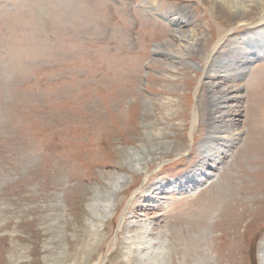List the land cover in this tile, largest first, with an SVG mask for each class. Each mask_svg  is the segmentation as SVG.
<instances>
[{"label": "rangeland", "instance_id": "1", "mask_svg": "<svg viewBox=\"0 0 264 264\" xmlns=\"http://www.w3.org/2000/svg\"><path fill=\"white\" fill-rule=\"evenodd\" d=\"M218 4L0 0V264H264V57L256 46L235 82L241 104L224 110L235 114L232 126L219 127L240 131L238 139L176 196L200 152H211L210 127L221 124L208 87L223 83L206 72L227 63L219 76L230 85L239 68L228 48L256 44L255 20ZM183 33L199 38L195 54L167 56ZM65 70L82 72L39 83ZM58 95L73 104L56 105ZM41 102L49 108L21 112ZM155 132L168 145L144 153L135 174L134 156Z\"/></svg>", "mask_w": 264, "mask_h": 264}, {"label": "bare ground", "instance_id": "2", "mask_svg": "<svg viewBox=\"0 0 264 264\" xmlns=\"http://www.w3.org/2000/svg\"><path fill=\"white\" fill-rule=\"evenodd\" d=\"M219 1L221 2V4H220L221 9H222V6L226 9V11H232V9H234V12L237 15V17H239V20L242 19L240 17H244V15L250 16L251 19L255 20V22L252 23V26H254V24H255L254 31L253 32L251 31V34L249 35V37L256 39V40H254V41H256V44L253 42H250L248 44L238 43L235 46H239L240 44H242V47L238 49V52L231 50V48L233 46H230L228 48L227 52L232 53L231 56H228V60H230L229 62L232 63L231 58L234 56H237V60L234 63L237 64L238 68H239V71H237L236 74L232 75L233 77L231 76L230 79H227L230 82V85L227 83H224V81L222 80L223 78L221 76H219V72H221L223 74L227 73L226 69L221 68L222 65L229 66L227 63L222 62L221 64L218 65V68H216L215 66H212L211 69L213 67H215V69L217 70V71L213 72L214 73L213 75H211V73H209V72L208 73L206 72L207 78L212 77L214 80H217V81L220 80V82H219L220 84L223 83V85H222L223 87H221V88H219L218 83L211 84L208 87V91L210 94V96H209L210 97L209 98L210 105L212 106V108L216 105L217 109H221L220 110L221 112L216 117L219 119H217V123H215V124H219V123H221V124L215 125V126L212 125L210 127V129L208 131L209 132V136H208L209 139H206V140L214 139L211 146H209V150L211 152L210 153L209 152H202V151L200 152V155H199V159L201 161L200 165L197 166L196 168H194V170H196L195 172L193 170L192 173H190L188 176H185L183 178V180H180L178 183H176L175 188L178 187L176 190L177 194H179L180 191L184 187H189V186H192L191 184H194L196 175L197 174H198V176L201 175V172L205 168L204 166H207V168H210L209 163L211 161H213V157H214L215 161H217V162L219 160L224 159L225 156L227 155L225 149L228 150V148L230 147V144H235L234 140L238 139L240 131H233L234 129H231V128H230L231 131L228 129H220L219 128L221 126H227L228 124H230L232 126L233 120H231L230 117L235 116V114L231 115L229 111L224 112V110L231 108V107H229L230 101L235 102L236 106H237V103L241 104V101H240V98H241V96H240V89L241 88L240 87L241 86L239 84H235V82H237L241 78L240 73L243 72L244 67H246L245 65H247V62L249 61V58L247 56L249 49L254 48V46H256L255 55L256 54L260 55V58L264 57V30L262 31L263 26H261L264 24V2H263L264 0H243L242 2L239 1V3L237 0H219ZM239 5H240V7H239ZM220 6L218 4V8H219L218 12H221ZM150 8H151V10H153L154 14H158V15L163 16L162 11H161L162 7L160 8L159 5H158V8H154L152 3H151ZM258 31H261V37L260 38L255 36L256 34H258L257 33ZM176 33L177 32H175L174 34H176ZM222 38H223V36L221 37V39ZM176 40L178 43L175 46V50L168 49V51L166 53L167 56L171 57V56H174L172 53H175L178 55L179 53H182V52H186L187 56H189V55L192 56L195 54L194 52H191V51H192V47H195V45L198 43V40H199V38L196 37V35L183 33V34H180V37L176 38ZM185 44H186V46H185ZM216 45L218 47L221 46L220 43H218ZM225 46H226V44H225ZM204 56H205V58H207L206 55H204ZM209 59H210L209 56H208L207 61L204 59L205 60L204 62L206 65L209 63ZM214 60H213V62H214ZM220 77H221V79H220ZM236 106H234V107H236ZM216 118H214L213 120L215 121ZM210 119H212V118H210ZM195 124H196V122L193 120L192 126H194ZM162 134L163 133H158V132L156 133L155 132L156 140H154L153 142H151L153 139H151L150 136L147 137V139L150 141V148L149 149L146 148L145 150H143L141 155L134 156V160H135L134 173L135 174H139L142 170L141 166L143 165V163L145 161V155H143L144 153H149L150 155H152L158 151H161L162 149H164L168 145V144L162 142ZM216 155H219L217 159H216ZM221 156H223V158H221ZM136 158H138V159H136ZM132 161H133V159H132ZM198 179H201V177H198ZM125 184H126V182L124 180L119 179L116 183H114V187L116 185V188L118 189V192H119V190L122 189L123 186H125ZM162 189H163V186L158 187V188L156 187V189H152V190L147 189V191L149 190L150 193L152 194L150 196V199L155 197V195L161 194ZM156 191L157 192L161 191V193H156ZM217 200H219V199H217ZM223 202H225V201H223ZM107 208L109 210L112 209L109 205ZM109 210H107V211H109ZM144 236H145V234H144ZM205 238H206L205 234H202L200 236V240H198V245L202 248H204L207 245V241ZM263 254H264V252H261V259H264ZM206 255H207V252L204 255V259L206 258Z\"/></svg>", "mask_w": 264, "mask_h": 264}]
</instances>
